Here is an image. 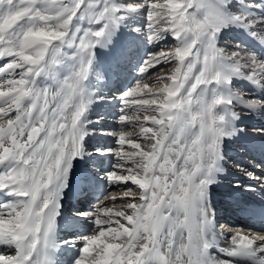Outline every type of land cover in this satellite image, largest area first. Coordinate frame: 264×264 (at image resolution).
<instances>
[{
    "label": "snow or ice",
    "instance_id": "6c2138e0",
    "mask_svg": "<svg viewBox=\"0 0 264 264\" xmlns=\"http://www.w3.org/2000/svg\"><path fill=\"white\" fill-rule=\"evenodd\" d=\"M242 7V0H0V189L12 198L0 203V246L15 249L0 254V264H48L59 200L89 135L83 82L92 50L142 9L148 42L167 34L177 44L149 55L140 80L120 98L118 122L138 127L140 139L121 128L113 133L119 147L101 152L115 155L121 170L107 173L108 184L130 182L139 192L126 188L124 207L93 214V233L75 264H264V235L236 230L221 253L229 259L211 252L219 247L207 189L222 170L223 139L235 135L234 105L264 108V100L231 88L242 79L264 91V60L239 45L230 55L216 46L226 27H241L264 46V34L250 31L264 18H250ZM81 21L100 27L78 36L73 25ZM74 42L72 75L55 91L37 88L38 78H54L62 49ZM173 61L170 72L146 82L149 69Z\"/></svg>",
    "mask_w": 264,
    "mask_h": 264
},
{
    "label": "bare ground",
    "instance_id": "6f19581e",
    "mask_svg": "<svg viewBox=\"0 0 264 264\" xmlns=\"http://www.w3.org/2000/svg\"><path fill=\"white\" fill-rule=\"evenodd\" d=\"M116 1L110 0L112 3H116ZM243 1L248 5L264 3V0ZM262 11L264 13V9ZM99 27L100 25H85L80 35L86 30H95ZM243 33L244 35L237 36L234 42H229L228 40L232 37L231 35H235V32L231 27L224 28L216 38L217 48L223 49L226 54L230 55L231 52L236 51V46L239 45L244 52H249L253 49L251 53L255 54L260 60H264V46H259L257 43L256 49L252 48L254 45L252 41H257L247 32ZM257 34H264V26ZM245 45L250 46V50H247L244 47ZM130 48L123 46L119 26L117 25L114 30H111V35L107 40H102L92 50L88 77L83 82V94L88 106L82 121L89 135L84 139L82 156L72 161L67 178V187L63 190L62 197L59 200V215L56 217V227L52 237L53 247L48 253V264H75L79 257V250L83 246L84 238L92 235L95 227L94 219L90 221V214H99L100 210L106 207H124L128 201L127 197H123V192L126 188H132L137 193L139 192L138 186L131 185L130 182L127 185L117 183L110 186L108 184L106 180L107 173L112 171L121 173L120 169L111 165L112 163L108 164L107 167L104 165L106 162L109 163L110 159L117 160L115 155L101 154L99 157H94L89 156L88 152L90 149L99 151L105 148L111 149V144L115 149L119 147L116 143L118 137L113 133L119 132L123 126L113 123L107 124L102 117H107L110 121L111 117L120 114L119 108L116 106L121 105L120 98L122 94L140 80L138 70L145 59L149 55L163 50L161 47L139 48L135 52V50ZM65 53V49H62L61 63L54 70V78L46 77L44 80L47 81L43 84L37 79V88H42L43 85L50 91H55L60 82L72 75V70L78 66V61L69 69L64 65V61L62 62L66 55ZM2 63L3 61H0V64ZM174 63L173 61L172 64L157 65L155 68L149 69L148 74H146L149 78L146 82L149 84L154 83L156 77L168 73L169 67L173 66ZM231 88L234 92L243 93L246 98L264 100V91H257L245 80L240 79V82L232 81ZM234 111L239 118L230 119L229 130L234 131L235 135L226 136L223 139L221 144L222 159L220 160V168L222 170L214 175L215 182L210 184L207 189V201L211 211L214 213V224L211 231L216 235L214 243L219 247V251L216 248H212L211 252L214 257L220 259H229L226 256H222L221 253L228 247L230 237L236 230L242 231L245 235H264L261 229L262 226L249 222V217L245 215L253 206L259 205L264 209V205L256 203L250 197L248 198L243 191V189H250L257 195L261 194L262 199L260 200L264 203V176H260V172L256 170V165L264 167V149H262L264 148V108L258 112H251L248 108L236 104L234 105ZM98 115L102 117L99 118L97 117ZM101 126L107 127L108 132H111L112 129H117L112 133L116 137L115 141L112 135L107 141L104 135L100 136L97 133L95 129H100ZM128 133L131 139H140L139 128L137 130L133 129V131ZM141 143L142 147H144L145 142L142 141ZM124 149L126 151L130 150L127 143L124 145ZM233 152L239 153L238 155L242 156L241 160L235 156L231 158L230 162H226L227 159L225 160V157L230 156L228 153ZM128 166L131 167L130 164ZM92 167L98 169L96 176L94 173L90 174ZM237 171L240 172L238 173ZM249 174L254 176L255 180L251 179ZM240 175L243 177L241 178ZM258 177L260 181L256 182ZM227 185L237 187L239 190H231ZM75 193L81 195L85 202H82L84 205L79 203L78 207L73 208L71 203ZM113 194L117 196L115 203L111 200V195ZM0 195H4L3 189H0ZM96 195L100 198L95 201L93 206L91 203L94 202L93 196ZM228 198L231 200L230 202L227 201ZM11 199V197L5 196V200L9 201ZM4 201H1V203H4ZM241 202H245V205L238 204ZM227 206H229L231 213H236L235 217L226 216L225 208ZM230 211L228 210V212ZM239 213L240 216H238ZM230 220H232L231 223L229 222ZM219 222L221 223L220 227L217 226ZM213 227L215 228L213 229ZM78 232L82 234L77 235ZM14 252V248L0 246V254L12 255ZM259 255L264 256V253ZM233 264H248V262L246 260H234Z\"/></svg>",
    "mask_w": 264,
    "mask_h": 264
},
{
    "label": "rangeland",
    "instance_id": "374dc122",
    "mask_svg": "<svg viewBox=\"0 0 264 264\" xmlns=\"http://www.w3.org/2000/svg\"><path fill=\"white\" fill-rule=\"evenodd\" d=\"M118 2H119V0L116 1V3H118ZM242 4H243V7L240 9V11L242 13H246L247 15H249L250 18H253V19L264 18V13L262 11L264 9V6H263L264 3L263 2L260 3V4H258V5H260L259 8L249 7L250 5H248L243 0H242ZM233 11H235V9H233ZM85 25H89V23L87 21H81L79 23L74 22L73 28L75 29L76 27H79L81 29V31H82V29H83V27ZM118 26H119V33L121 35V42L123 43V46L124 47H128V48L131 47L130 49L135 50V52L139 48H155V47H157V48L161 47V48H163V50H165V49H169L170 50V49H172L177 44V41H175L172 38L171 35H167V34H165L160 39L154 40L152 43H149L148 42V40L144 36V30L146 28V19H145V13H144V10L143 9L140 12H138V13L126 15L125 16V19L123 21H121L118 24ZM263 26H264V24H257L256 25V28L255 29H251L250 31H257V33H258V31ZM231 28L234 30L235 35H231L232 37L230 38V40H228L229 42H234V40H235V38H237V36H243L244 35L243 32H245V31L243 30V28H241V27H231ZM133 29H140V31L137 32V31H134ZM81 31L79 33H77L78 36L80 35ZM252 42H254V45H255V46L253 45L252 48L256 49L257 42H255V41H252ZM77 43H78V41H77ZM248 45H249V43H248ZM259 46H260V44H259ZM244 47L247 50L248 49L250 50V48H251L250 46H247V45H245ZM64 49L66 51V53H65L66 55H65L64 59H62V62L64 61V65H66L70 69L72 66H74L77 63V59H76V57H77V48L75 47V42H74V46L72 48H64ZM252 50H250L249 52H252ZM172 67L173 66H170L168 70L170 71L172 69ZM45 78L46 77L38 78L39 79V82H41L43 84L44 82L47 81V80H44ZM116 82H118V81H116ZM117 87H119V86H117ZM42 88H45V87L42 85ZM116 107H118L120 109L121 105H117ZM119 115L120 114H116L114 117H111V120L110 121H109V119L107 117H102L101 115H98L97 117H99V118L102 117L103 121H106L107 124L108 123H113V124L121 125L118 122ZM122 126H123V129L126 132L133 131V129L134 130H137V128H138V127H134L133 124H131V123H126V124H124ZM95 130L97 131V133L100 136L101 135L102 136L104 135L106 137L107 141H108V139L111 138V135H112L113 131H116L117 129H112L111 132H108V128L107 127H102L101 126L100 129H97L96 128ZM112 137L114 138V141H115V138L116 137L114 135H112ZM110 148L111 149H115L112 146V144H111V147ZM108 149L109 148H105V149H102L100 151L105 152ZM100 151L97 150V149H90V150H88L89 156H94V157L97 156V157H99L101 155V152ZM228 154L230 156H226L225 157V160L227 159L226 162H230L231 161V158H233L235 156L238 159H240V160L242 158L241 155H238L239 153L233 152V153H228ZM114 160L113 159H110L109 160V163H107V162L106 163L103 162V163H104L105 167H107L108 164H111V163H112L111 165H114L116 163V159H114ZM92 169L90 170L91 171L90 174L91 173H94L95 176H96L98 169H96V167H92ZM256 170L258 172H260V176H264V167H260V166H257L256 165ZM237 172L239 173L240 171H237ZM240 177L242 178L243 176L240 175ZM251 179H253V178L251 177ZM259 181H260V179L258 177V179H256V182H259ZM227 187L230 188L231 190H235V189L236 190H239V188H237V187H233V186H227ZM250 191L253 192V190H250ZM244 194H246L248 196V198L250 197L247 193L244 192ZM253 194L255 196H257V198H259V196L255 192H253ZM99 198H98V196H95V198H94L95 200L91 204L94 206L95 205V201H97V199H99ZM260 199H262V198H260ZM81 204L84 205V203H81ZM94 214H96V213H94ZM92 216H95V215L90 214V217H91L90 218V221H91V219H95V217H92ZM79 234H82V233L81 232H78L77 235H79Z\"/></svg>",
    "mask_w": 264,
    "mask_h": 264
}]
</instances>
